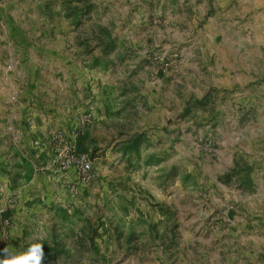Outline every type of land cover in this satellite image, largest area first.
<instances>
[{"label":"rangeland","instance_id":"374dc122","mask_svg":"<svg viewBox=\"0 0 264 264\" xmlns=\"http://www.w3.org/2000/svg\"><path fill=\"white\" fill-rule=\"evenodd\" d=\"M145 1L0 0V67L38 59L48 113L93 112L94 179L83 192L68 182L65 207L29 240L43 236L42 264H264V0H159L160 15ZM154 26L215 53L197 47L158 74L149 55L165 50L142 40ZM15 27L28 41L6 42ZM66 54L86 62L80 90ZM52 119L51 133L70 132ZM140 134L139 153L123 157Z\"/></svg>","mask_w":264,"mask_h":264},{"label":"crops","instance_id":"0c3cea01","mask_svg":"<svg viewBox=\"0 0 264 264\" xmlns=\"http://www.w3.org/2000/svg\"><path fill=\"white\" fill-rule=\"evenodd\" d=\"M145 2L148 4L149 0ZM139 5L141 13L148 9L143 6L142 1ZM201 5L200 9L207 7L206 2ZM162 6L163 2L157 0V6L153 7L152 11L157 15L163 14ZM15 15L14 12L11 13V17H15ZM20 31L21 28L17 31L15 27L14 33L16 32L17 35L7 36V39L5 38L6 42L28 41L30 31L27 29L22 33ZM69 31H72V28ZM169 33V27L160 28L154 26L146 30L142 40L147 41L148 39L151 45L148 46L146 44L147 47L160 46L162 50L167 52H176L175 54L178 56L179 54L183 55V61H186L185 67L187 63H190L191 59H194L193 51L197 47L204 48L202 49L203 54L206 49L210 55L215 53L213 49L214 42H188L187 44V42H179V39L175 38L177 34ZM71 37L74 38L72 35ZM67 38H69V35ZM169 39L175 40V42H159L161 40L170 41ZM75 42H79L78 36ZM224 43L229 44V47L232 48L236 46V42ZM181 46V50H178ZM66 57H68L66 63L67 61L70 63L73 61L77 65V69L76 73H70L67 69L64 77L66 79L70 77L77 80L81 79L77 84V89L80 90L79 87L84 85L82 82L84 77L82 78V76H86L89 73L84 68L86 62L79 54L75 56L66 54ZM26 58H19L17 63L20 64V68L16 64L14 70H12L13 66H11L9 71L0 67V210L3 211L0 216V259L4 258L3 249L7 246L15 252H23L24 246L29 247L30 230H35V226L38 227V224L45 225L47 221L51 222L55 216L54 210L56 206L65 207V204L60 206L62 188L68 182H76L75 184L78 185L72 171L61 174L56 172L51 165L52 152L49 145V135L52 132V125H56L53 124L52 118L58 117L61 123H57L60 126L64 123L66 131L78 132L76 138L77 148L80 152L87 154L88 157L90 156V159L92 158L91 149L95 146L94 134L91 130L94 126L89 123L88 126L80 130L78 122V119L83 114L89 112L88 109L80 110L81 115L79 116L78 112L76 118L69 114L70 109L68 106H63L67 113L64 111L57 112L59 107L56 111L52 110L51 113H48L46 106L38 102V95L41 93L51 95L50 91H45L43 86H39L40 82L34 76L35 71L38 69L45 70V68L42 65V61L33 60L29 55ZM201 59L205 60L204 55H202ZM95 61L93 60V63ZM25 62L27 65L23 66L22 63ZM80 62H83V65ZM87 64H90V62H87ZM47 69H49L48 66ZM68 89L67 87V91ZM72 90L75 89L73 88ZM62 94H64L62 95L64 97L65 93ZM12 95L17 96L18 100L15 103L10 101ZM57 96L59 98V94ZM92 114L93 112L89 115L91 116ZM84 141L88 144L83 145ZM100 160V158H95L93 161L96 163V161ZM78 190L83 192L85 188L78 185ZM6 219L10 222L9 226L4 224ZM31 242L34 243L35 240Z\"/></svg>","mask_w":264,"mask_h":264},{"label":"built area","instance_id":"2783aa9c","mask_svg":"<svg viewBox=\"0 0 264 264\" xmlns=\"http://www.w3.org/2000/svg\"><path fill=\"white\" fill-rule=\"evenodd\" d=\"M150 62L156 68V72L161 75H168L174 64L177 54L167 52H153L149 55ZM90 123V115L84 114L80 117V130ZM77 131L63 132L57 131L49 135V145L52 152L51 165L53 169L61 174L73 172L77 183L82 186L89 185L94 179V172L91 160L88 155L78 150L76 144ZM74 192V188H70ZM3 211L0 210V216ZM7 226L9 221L4 220Z\"/></svg>","mask_w":264,"mask_h":264},{"label":"clouds","instance_id":"9594fccd","mask_svg":"<svg viewBox=\"0 0 264 264\" xmlns=\"http://www.w3.org/2000/svg\"><path fill=\"white\" fill-rule=\"evenodd\" d=\"M43 236L30 237V246L26 251L15 252L9 246L3 249L4 258L0 259V264H42L44 257L43 243L31 242L32 240H42Z\"/></svg>","mask_w":264,"mask_h":264},{"label":"trees","instance_id":"16d2710c","mask_svg":"<svg viewBox=\"0 0 264 264\" xmlns=\"http://www.w3.org/2000/svg\"><path fill=\"white\" fill-rule=\"evenodd\" d=\"M96 63H97V61H95V65H96ZM142 136L143 135L140 134V135H138V136H136V137H134L132 139H129L128 141H126V142H124V143L121 144L120 150L122 152L123 157L124 156H127V155L130 156L132 154H138L139 153V147L141 145V140L143 138ZM81 151H83V150H81ZM43 245H44L43 246L44 253L48 252L49 249H48L46 243L43 244ZM56 255H57V253H54L53 254V256H56Z\"/></svg>","mask_w":264,"mask_h":264}]
</instances>
